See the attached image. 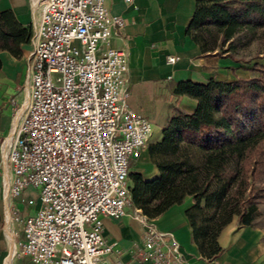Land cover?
<instances>
[{
    "label": "built area",
    "instance_id": "built-area-1",
    "mask_svg": "<svg viewBox=\"0 0 264 264\" xmlns=\"http://www.w3.org/2000/svg\"><path fill=\"white\" fill-rule=\"evenodd\" d=\"M37 3L24 114L0 141L9 197L23 202L28 188L37 193L32 214L11 212L21 233L17 255L33 264H104L114 245L103 236V219L133 209L144 227L143 258L187 264L175 237L131 204V165L152 125L126 103L127 56L111 46L122 20L110 14L106 0Z\"/></svg>",
    "mask_w": 264,
    "mask_h": 264
},
{
    "label": "trees",
    "instance_id": "trees-1",
    "mask_svg": "<svg viewBox=\"0 0 264 264\" xmlns=\"http://www.w3.org/2000/svg\"><path fill=\"white\" fill-rule=\"evenodd\" d=\"M185 34L203 56L241 63L239 54L256 46L253 58L264 57V0H198ZM30 38V28L0 12V51L19 57ZM248 70V78L229 83L175 84L173 94L194 100V111L174 109L161 140L147 148L156 177L129 174L131 204L149 220L192 199L185 217L209 262L233 220L264 232V65Z\"/></svg>",
    "mask_w": 264,
    "mask_h": 264
},
{
    "label": "crops",
    "instance_id": "crops-1",
    "mask_svg": "<svg viewBox=\"0 0 264 264\" xmlns=\"http://www.w3.org/2000/svg\"><path fill=\"white\" fill-rule=\"evenodd\" d=\"M127 1V2H126ZM198 0H106L111 15L122 20L115 30L111 46L127 56V106L143 116L156 130L150 135L140 158L134 161L135 172L145 179L156 177L150 164L147 148L161 140L162 127L174 109L194 111L196 102L185 96H175L173 86L180 82L204 85L209 81L234 82L249 76V67L229 58L203 56L186 36ZM38 0H0V12L9 11L23 27L30 28L39 15ZM31 39V38H30ZM30 41L21 46V55L12 56L0 51V141L20 122L27 100V58ZM176 62L169 64L167 59ZM154 135V138H153ZM5 151L3 147L2 152ZM1 152V149H0ZM8 176H0V264H33L29 258L17 255L20 227L10 219L13 210L21 215L32 214L38 207L37 193L28 188L20 199L6 192ZM30 202L29 205H26ZM26 203V204H25ZM192 205L186 197L180 205L150 220L155 227L172 234L187 264H264V232L258 228L239 227L235 220L218 237L221 254L212 262L201 257L191 239L185 211ZM144 227L133 209L120 219H103V236L114 245L104 264H151L143 258Z\"/></svg>",
    "mask_w": 264,
    "mask_h": 264
},
{
    "label": "rangeland",
    "instance_id": "rangeland-1",
    "mask_svg": "<svg viewBox=\"0 0 264 264\" xmlns=\"http://www.w3.org/2000/svg\"><path fill=\"white\" fill-rule=\"evenodd\" d=\"M256 53V46H252L251 48H249L246 51H243L242 53L239 54V58L241 59V65L246 66V67H251L253 64H260V65H264V57L259 56L258 58H253V56ZM247 63L249 65H247ZM249 71V70H248ZM249 76L251 75V72L249 71ZM248 76V77H249ZM246 77V78H248ZM238 79V78H237ZM236 79V80H237ZM153 126V125H152ZM156 129L153 127L152 131L154 132ZM154 138V135H153ZM131 173H135V165L131 166L130 169Z\"/></svg>",
    "mask_w": 264,
    "mask_h": 264
}]
</instances>
